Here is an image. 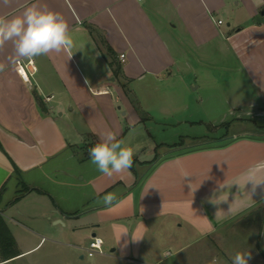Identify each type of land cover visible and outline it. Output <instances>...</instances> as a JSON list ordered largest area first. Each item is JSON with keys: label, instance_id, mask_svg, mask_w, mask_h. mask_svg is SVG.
<instances>
[{"label": "crops", "instance_id": "crops-1", "mask_svg": "<svg viewBox=\"0 0 264 264\" xmlns=\"http://www.w3.org/2000/svg\"><path fill=\"white\" fill-rule=\"evenodd\" d=\"M32 4L65 18L74 47L32 60L29 82L15 70L12 44L0 48L9 65L0 73V215L13 258L46 241L81 248L98 236L105 258L94 264H211L224 243L218 231L254 222L241 242L258 245L262 259L264 193L222 220L206 198L217 181L264 159V136L243 128L152 161L168 143L151 129L233 115L213 125L226 130L264 115V0H0V16ZM104 130L134 152L132 167L112 177L88 155ZM109 192L117 200L106 207ZM258 207L260 221L240 222Z\"/></svg>", "mask_w": 264, "mask_h": 264}, {"label": "clouds", "instance_id": "clouds-1", "mask_svg": "<svg viewBox=\"0 0 264 264\" xmlns=\"http://www.w3.org/2000/svg\"><path fill=\"white\" fill-rule=\"evenodd\" d=\"M2 2L8 4L9 0ZM8 43L13 47V64L51 53L70 52L74 47L65 18L60 13L41 8L37 4L25 7L19 15L0 16V48ZM8 67L9 65L0 63V73ZM99 137V142L88 150L90 162L96 169L107 177L129 170L133 165V149L125 147L112 130L101 131ZM186 176L189 174L184 173L183 178ZM233 187L237 189L235 194L232 193ZM189 188L192 193L197 189H193L192 182L189 183ZM258 190L264 193V159L252 162L231 179L226 175L223 181H217L206 201L216 208L215 218L222 220L255 203L253 196ZM230 195L233 197L231 200ZM116 200V195L111 192L101 197V202L106 207H111ZM223 205H227V208ZM139 239L132 234V240ZM251 259L249 250L238 251L232 256L231 264H249ZM211 264H216V261L213 260Z\"/></svg>", "mask_w": 264, "mask_h": 264}, {"label": "rangeland", "instance_id": "rangeland-1", "mask_svg": "<svg viewBox=\"0 0 264 264\" xmlns=\"http://www.w3.org/2000/svg\"><path fill=\"white\" fill-rule=\"evenodd\" d=\"M232 65L234 62L230 61ZM218 65V64H217ZM216 65V66H217ZM216 72L222 73V70L218 67L215 68ZM228 73V72H227ZM226 77V76H225ZM264 114V110H262ZM199 113V111H198ZM233 115H221L216 116L213 118H206L202 114H199L198 118H194L198 120L199 123H196L192 126H185L177 125L174 127H168L163 132L161 130H156L158 127H153L151 129L152 136L156 137L158 141H165L168 143L165 144H158L155 147V155L158 157L162 152L166 153L167 155L170 153H175L179 151L187 150L190 147H197L202 145H208L215 142V140L227 137L228 135L232 134L233 132H239L241 129H246L249 133L254 135L264 136V129H259L256 126L264 125V115L254 117V120L248 121L239 126H231L229 129L225 128H217V129H209V125L213 126L217 123L227 122L232 119ZM238 127V128H237ZM159 139V140H158ZM161 139V140H160ZM218 142V141H217ZM177 144V145H173ZM163 146V147H162ZM161 149V150H160ZM160 150V151H159ZM262 206H264V199L262 200ZM259 208V207H258ZM258 219V217L255 216ZM254 219V221L256 220ZM256 221V222H258ZM10 229L18 235L16 232V228L13 223H8ZM251 228L240 226V227H233L231 224L226 225L218 234H220L221 238H223L224 243L222 245L216 246V257L217 261L216 264H231L232 256L238 251H247L249 250L252 254V259L249 261V264H264V255L261 259V250L257 245V249L253 248L254 246H247L243 245L241 242V236L246 235V231L254 230L255 231V224L254 222L251 223ZM254 226V227H253ZM261 239H262V246L264 252V221L261 228ZM18 237V236H17ZM88 240L86 239L82 243V247L80 248H73L64 246L63 248H54L51 244L46 241L45 244L37 248L36 250L31 251L30 253L18 258H13L11 260L1 261L0 264H94L97 263V260L104 259V255H96L94 254L92 257H88L84 248L88 246ZM23 247L22 244H20ZM192 248H189L186 253H190ZM107 253V252H105ZM82 254L83 258H79V255ZM105 264H115L114 261L107 260Z\"/></svg>", "mask_w": 264, "mask_h": 264}, {"label": "trees", "instance_id": "trees-1", "mask_svg": "<svg viewBox=\"0 0 264 264\" xmlns=\"http://www.w3.org/2000/svg\"><path fill=\"white\" fill-rule=\"evenodd\" d=\"M118 71L119 69H113V73L115 76L118 73ZM256 127H258L260 130L264 129V125L256 126ZM214 128L215 127L209 125V129H214ZM173 145H177V144H173ZM156 158L157 156L154 155V158L152 161H154ZM2 190H3V187L0 189V197H1ZM15 199H17V197L14 198L13 201H15ZM17 255H18V250L16 248L14 238L11 232L9 231L8 227L6 226V223L3 217L0 215V262L11 259Z\"/></svg>", "mask_w": 264, "mask_h": 264}, {"label": "built area", "instance_id": "built-area-1", "mask_svg": "<svg viewBox=\"0 0 264 264\" xmlns=\"http://www.w3.org/2000/svg\"><path fill=\"white\" fill-rule=\"evenodd\" d=\"M218 23H220V21H218ZM123 58L124 55L120 54L119 60L123 61ZM15 70L24 82H29V77L35 71V67L33 66L32 60H30L21 63H15ZM102 243L103 242L100 237L92 236L88 242L87 248L84 249L86 251L87 256L91 257L94 254H102L103 253Z\"/></svg>", "mask_w": 264, "mask_h": 264}, {"label": "water", "instance_id": "water-1", "mask_svg": "<svg viewBox=\"0 0 264 264\" xmlns=\"http://www.w3.org/2000/svg\"><path fill=\"white\" fill-rule=\"evenodd\" d=\"M261 215H262V208L259 207V208H257L256 210H254L252 213L247 214L246 216H244V218H242V219L240 220V222L245 221V220H247V219H250V218H252L253 216H257L258 219L260 220Z\"/></svg>", "mask_w": 264, "mask_h": 264}, {"label": "flooded vegetation", "instance_id": "flooded-vegetation-1", "mask_svg": "<svg viewBox=\"0 0 264 264\" xmlns=\"http://www.w3.org/2000/svg\"><path fill=\"white\" fill-rule=\"evenodd\" d=\"M257 217V216H256Z\"/></svg>", "mask_w": 264, "mask_h": 264}]
</instances>
